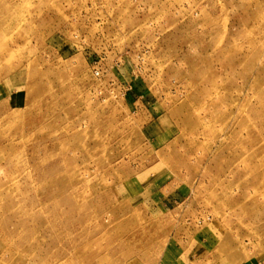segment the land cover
I'll return each instance as SVG.
<instances>
[{
  "label": "rangeland",
  "instance_id": "obj_1",
  "mask_svg": "<svg viewBox=\"0 0 264 264\" xmlns=\"http://www.w3.org/2000/svg\"><path fill=\"white\" fill-rule=\"evenodd\" d=\"M0 264H264V0H0Z\"/></svg>",
  "mask_w": 264,
  "mask_h": 264
},
{
  "label": "built area",
  "instance_id": "obj_2",
  "mask_svg": "<svg viewBox=\"0 0 264 264\" xmlns=\"http://www.w3.org/2000/svg\"><path fill=\"white\" fill-rule=\"evenodd\" d=\"M96 73H97L98 75H100V72H99V71H96Z\"/></svg>",
  "mask_w": 264,
  "mask_h": 264
}]
</instances>
